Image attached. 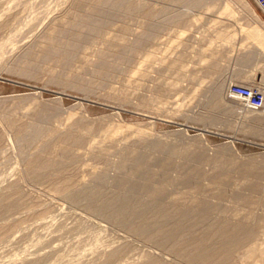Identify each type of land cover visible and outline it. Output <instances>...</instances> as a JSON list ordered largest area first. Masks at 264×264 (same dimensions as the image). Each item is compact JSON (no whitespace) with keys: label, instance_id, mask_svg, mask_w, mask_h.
Returning a JSON list of instances; mask_svg holds the SVG:
<instances>
[{"label":"rangeland","instance_id":"obj_1","mask_svg":"<svg viewBox=\"0 0 264 264\" xmlns=\"http://www.w3.org/2000/svg\"><path fill=\"white\" fill-rule=\"evenodd\" d=\"M234 82L264 93L260 0H0V264H264Z\"/></svg>","mask_w":264,"mask_h":264},{"label":"built area","instance_id":"obj_2","mask_svg":"<svg viewBox=\"0 0 264 264\" xmlns=\"http://www.w3.org/2000/svg\"><path fill=\"white\" fill-rule=\"evenodd\" d=\"M260 4L264 12V0H260ZM228 93L230 96L243 100L249 107H260L264 102V93L257 86L234 82L229 84Z\"/></svg>","mask_w":264,"mask_h":264},{"label":"bare ground","instance_id":"obj_3","mask_svg":"<svg viewBox=\"0 0 264 264\" xmlns=\"http://www.w3.org/2000/svg\"><path fill=\"white\" fill-rule=\"evenodd\" d=\"M224 37V36H223Z\"/></svg>","mask_w":264,"mask_h":264}]
</instances>
